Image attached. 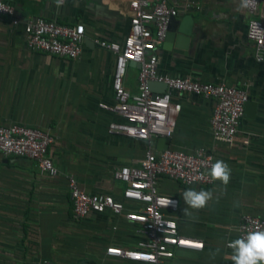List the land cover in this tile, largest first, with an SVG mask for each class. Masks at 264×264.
<instances>
[{
  "label": "crops",
  "instance_id": "1",
  "mask_svg": "<svg viewBox=\"0 0 264 264\" xmlns=\"http://www.w3.org/2000/svg\"><path fill=\"white\" fill-rule=\"evenodd\" d=\"M21 23L0 15V124L21 123L49 130L50 153L59 170L40 172L29 158L0 152V264H137L107 253L108 247L133 249L139 238L133 223L122 217L91 212L77 218L67 188L69 173L87 192H107L121 199L124 184L113 168L138 161L147 142L108 130L114 113L100 106L113 102L115 57L94 39L121 41L129 29L128 0H7ZM172 1V0H168ZM179 7L166 40L159 47L160 71L225 82L256 99L243 113L234 143L215 140L209 118L213 98L183 93L176 126L168 145L180 149L205 147L230 168L227 185L186 186L162 178V193L178 200L174 213L181 234L202 241L201 249L178 248L171 264H234L228 242L238 239L241 214L264 219V50L257 59L247 24L264 12L250 13L241 0H191ZM198 6V8H196ZM31 16L82 24L83 51L69 59L27 47L22 23ZM137 67L129 65L125 86L137 89ZM158 149L157 138L152 139ZM205 190L211 199L190 210L182 193ZM131 206V203H128ZM219 249L220 253L215 255Z\"/></svg>",
  "mask_w": 264,
  "mask_h": 264
},
{
  "label": "built area",
  "instance_id": "2",
  "mask_svg": "<svg viewBox=\"0 0 264 264\" xmlns=\"http://www.w3.org/2000/svg\"><path fill=\"white\" fill-rule=\"evenodd\" d=\"M129 29L121 41L94 39V43L113 53L115 57L111 86L113 102L100 106L114 113L108 124L110 132L117 131L147 142V149L138 161L113 168V177L124 184L121 199L107 192H87L76 176L66 177L72 202V212L82 218L91 212H110L134 224L139 238L136 247H108L107 253L137 264H171L175 249H201L202 241L180 233L174 213L177 198L159 190V180L169 178L186 186L212 184L209 172L215 163L205 147L180 149L168 145L156 149L152 139L171 137L181 102L174 96L187 93L215 99L209 126L215 140L234 143L242 120L246 90L225 82H209L191 75H173L158 68L159 47L163 44L171 17H176L180 5H192L191 0H128ZM264 0H251L245 7L250 13L259 12ZM198 8V6L196 7ZM249 20L246 35L254 41L257 59L264 50V12ZM0 15L12 24L21 23L16 7L0 0ZM26 45L60 57L77 59L83 51L85 29L82 24L62 23L56 19L31 16L22 23ZM130 62L137 67V89L125 86ZM149 81L166 84L163 92L148 87ZM54 137L49 130L21 123L0 124V152L32 159L40 172L50 176L59 170L50 153ZM131 203V206L128 204ZM264 232V219L252 213L241 214L237 225L238 239L251 232ZM231 242H228V245Z\"/></svg>",
  "mask_w": 264,
  "mask_h": 264
},
{
  "label": "clouds",
  "instance_id": "3",
  "mask_svg": "<svg viewBox=\"0 0 264 264\" xmlns=\"http://www.w3.org/2000/svg\"><path fill=\"white\" fill-rule=\"evenodd\" d=\"M57 6H62L64 0H55ZM242 6L247 7L251 0H241ZM230 168L224 161H217L210 169L209 175L213 181H221L227 185L230 180ZM185 204L188 206L183 209L185 217H191L192 211L203 209L211 199V193L205 190L197 191L187 189L182 193ZM177 204L179 202H176ZM232 249V260L234 264H264V232H251L246 238H240L229 244ZM217 249L213 254L218 255Z\"/></svg>",
  "mask_w": 264,
  "mask_h": 264
},
{
  "label": "water",
  "instance_id": "4",
  "mask_svg": "<svg viewBox=\"0 0 264 264\" xmlns=\"http://www.w3.org/2000/svg\"><path fill=\"white\" fill-rule=\"evenodd\" d=\"M176 17H171L170 19V22H169V25H168V30L170 28V24L171 22L175 19ZM168 30H167V33H166V36L165 38L167 37V34H168ZM166 40V39H165ZM164 40V41H165ZM130 65H134L136 67H139V63H134V62H130ZM148 87L155 91V92H163L165 89H166V84L163 83V82H158V81H149L148 82ZM256 105V99L255 98H250L246 103H245V106H244V114L246 113V111H253L254 107ZM158 142V149H162V148H165L168 146V143L170 141V137H165V136H159L157 138Z\"/></svg>",
  "mask_w": 264,
  "mask_h": 264
}]
</instances>
